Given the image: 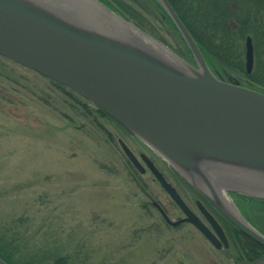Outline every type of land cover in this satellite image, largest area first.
I'll return each mask as SVG.
<instances>
[{
  "label": "water",
  "instance_id": "95a60500",
  "mask_svg": "<svg viewBox=\"0 0 264 264\" xmlns=\"http://www.w3.org/2000/svg\"><path fill=\"white\" fill-rule=\"evenodd\" d=\"M155 1L177 29L194 64L146 34L172 59L156 51L127 28L124 15L99 0H0V56L101 109L158 153L240 232L264 247V235L230 199V193H236L264 200V92L213 72L170 2ZM244 48L249 73L250 36ZM119 145L143 172L129 148L121 140ZM144 161L184 214L171 220L157 205L164 220L171 225L187 221L214 247L219 240L226 245L222 228L203 206L198 203L213 232L153 163ZM218 186L234 211L221 198ZM0 264L8 263L0 258Z\"/></svg>",
  "mask_w": 264,
  "mask_h": 264
},
{
  "label": "rangeland",
  "instance_id": "374dc122",
  "mask_svg": "<svg viewBox=\"0 0 264 264\" xmlns=\"http://www.w3.org/2000/svg\"><path fill=\"white\" fill-rule=\"evenodd\" d=\"M117 1L128 22L194 63L181 36L165 28L145 0ZM217 72L243 82L241 75ZM93 115H84L49 79L0 57V249L13 264H52L61 257L66 264H264V256L248 263L234 260V248L217 251L188 223L165 222L146 193L167 207L171 220L181 216L179 209L151 174L130 165L117 143L127 142L126 133ZM147 150L191 204L193 188Z\"/></svg>",
  "mask_w": 264,
  "mask_h": 264
},
{
  "label": "trees",
  "instance_id": "16d2710c",
  "mask_svg": "<svg viewBox=\"0 0 264 264\" xmlns=\"http://www.w3.org/2000/svg\"><path fill=\"white\" fill-rule=\"evenodd\" d=\"M168 1L195 40L211 70L229 71L241 75L243 82L240 85L264 92V0ZM111 2L116 10L125 15L126 9H122L124 3L117 0ZM145 2L165 28L172 30L180 38L162 7L155 0H145ZM246 36L251 37L254 51L253 66L249 73L245 72L244 67ZM183 46L186 52L190 53L184 43ZM50 82L57 90L76 102L84 115L90 116L95 112L93 116L96 118L101 115L112 119L95 106L91 109L92 104L71 90L52 80ZM79 97L82 101L78 99ZM233 198L236 199L235 204L248 221L258 228H264V200L238 194H233ZM225 223L233 230L234 236L238 234V230L228 221ZM242 239L248 238L241 234L240 244L234 247L236 250L234 258L248 263L258 262L264 256V248L250 239L249 242L243 243ZM233 240L235 241L234 238ZM5 253L0 249V258L8 264H13ZM52 264H66V259L61 257Z\"/></svg>",
  "mask_w": 264,
  "mask_h": 264
},
{
  "label": "flooded vegetation",
  "instance_id": "af4514ba",
  "mask_svg": "<svg viewBox=\"0 0 264 264\" xmlns=\"http://www.w3.org/2000/svg\"><path fill=\"white\" fill-rule=\"evenodd\" d=\"M106 4H112L111 0H100ZM113 122L116 124V126L122 130V132L124 131V133H126V135L129 137V139L127 140V142H124L123 139L121 138H117V143L119 145V141L121 140L128 148L129 150L132 152V154L137 158L138 162L141 164L143 169V172H139L138 169L136 167H134V165L130 162V165L133 167V169L137 170L141 175H144L146 173L151 174V172L148 170V168L146 167L145 161L144 159H149L153 165L159 170V168L156 165L155 160L151 157L150 152H148L147 150V145L143 144L140 139L134 135L133 133H131L129 130H127L126 128H124L123 126H121L120 124L116 123L114 120ZM126 141V140H125ZM119 149L120 145H119ZM123 152V151H122ZM124 154V153H123ZM161 172V171H160ZM162 175L164 176V178L170 182L165 175L163 174V172H161ZM152 176V180L156 181V179L154 178V176L151 174ZM171 183V182H170ZM159 184V183H158ZM172 185V184H171ZM160 186V184H159ZM173 186V185H172ZM187 186L190 187V185L188 184ZM160 188L164 191V189L160 186ZM177 190V189H176ZM194 190V189H193ZM197 195L196 197L192 200V203L189 204L187 203L183 197L181 196V194L179 193V195L181 196V198L183 199V201L185 202V204L188 206V208L198 217V219L204 224L206 225L212 232L213 230L211 229L208 221L206 220V217L204 216L203 212L200 210L199 208V204L200 203L203 208L216 220V222L220 225V227L222 228V231L225 235L227 244L224 245L223 242L221 240H219V246L218 247H213L217 250V251H222V252H226L227 249L230 250L232 248H234L235 246L238 247V245L241 242V234L243 236H245L242 232H240L233 224H231L225 217H223L218 210L200 193H198L196 190H194ZM165 192V191H164ZM166 193V192H165ZM167 194V193H166ZM168 195V194H167ZM146 196H148V202L149 204L157 211V213L161 216V218L164 220L161 212L158 209V206L161 207V209L164 211V213L167 215V207L166 206H162V204L159 202V200H157L156 198H153L151 195H149L148 193H146ZM169 197V195H168ZM170 198V197H169ZM171 200V205L177 209H179V207L174 203V201L170 198ZM158 205V206H157ZM239 209V208H238ZM179 211L181 212V216L177 217V219L182 218L184 216V214L182 213V211L179 209ZM240 211V210H239ZM241 213V211H240ZM242 214V213H241ZM168 216V215H167ZM242 216L245 218V216L242 214ZM169 217V216H168ZM246 219V218H245ZM175 220V221H176ZM247 220V219H246ZM165 221V220H164ZM225 221H228L229 224H231L234 228H236L238 230V234L234 236L233 234V230L230 229V226L228 224L225 223ZM248 221V220H247ZM166 222V221H165ZM255 229H257L261 234L264 235V228L260 227L258 228L256 225H254L253 223H251L250 221H248ZM180 223H188L191 226H193L191 223L187 222V221H183ZM193 228H195L193 226ZM196 229V228H195ZM197 230V229H196ZM198 231V230H197ZM199 232V231H198ZM200 233V232H199ZM201 234V233H200ZM202 235V234H201ZM232 235V236H231ZM204 237V236H203ZM246 238H248L247 236H245ZM233 238L235 239V241L233 240ZM206 239V238H205ZM250 239V238H248ZM248 239H242V242L245 243L248 241ZM238 240V241H237ZM251 240V239H250ZM253 241V240H251ZM249 242V241H248ZM255 242V241H253ZM256 243V242H255ZM258 244V243H257ZM259 245V244H258ZM261 246V245H260ZM263 247V246H262ZM264 248V247H263ZM234 258V257H233ZM234 260H236L234 258Z\"/></svg>",
  "mask_w": 264,
  "mask_h": 264
},
{
  "label": "bare ground",
  "instance_id": "6f19581e",
  "mask_svg": "<svg viewBox=\"0 0 264 264\" xmlns=\"http://www.w3.org/2000/svg\"><path fill=\"white\" fill-rule=\"evenodd\" d=\"M125 24H126L127 28L132 33L136 34V36L138 38H140L143 42H145L146 44L150 45L156 51H158L159 53L163 54L167 58L172 59V57H170L168 54H166L167 53L166 49L162 45H160L158 42H156L155 40H153L152 38H150L149 36H147L146 34H144L143 32H141L140 30H138L132 23L127 22ZM218 187H219V190L218 191H219V194H220L221 198L224 200V202L227 204V206H229L234 211L230 200L228 199V197L224 193L223 187H221V186H218Z\"/></svg>",
  "mask_w": 264,
  "mask_h": 264
}]
</instances>
